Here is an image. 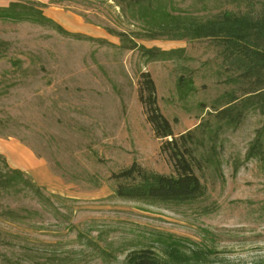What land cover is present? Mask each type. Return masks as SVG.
I'll return each instance as SVG.
<instances>
[{
	"label": "rangeland",
	"instance_id": "1",
	"mask_svg": "<svg viewBox=\"0 0 264 264\" xmlns=\"http://www.w3.org/2000/svg\"><path fill=\"white\" fill-rule=\"evenodd\" d=\"M135 1L0 0L35 2L54 22L0 19V264H125L141 248L165 256L157 238L167 235L204 249L209 264L264 260V163L246 159L263 116L215 117L246 87L218 39L174 37ZM143 3L167 21L264 9V0ZM141 72L173 134L197 128L187 144L205 186L197 200L115 195L112 175L132 163L175 174L138 100Z\"/></svg>",
	"mask_w": 264,
	"mask_h": 264
},
{
	"label": "trees",
	"instance_id": "2",
	"mask_svg": "<svg viewBox=\"0 0 264 264\" xmlns=\"http://www.w3.org/2000/svg\"><path fill=\"white\" fill-rule=\"evenodd\" d=\"M145 1L149 0L135 1L141 15L149 17L152 22L155 16L162 18L158 24L164 29L169 27L176 31L174 37L218 39L222 46V57L237 73L234 79L244 82L246 87L241 97L231 94L226 106L215 112V117L225 120L229 125H236L243 110H257L263 116V122L246 152V159H257L264 163V9L258 15L223 13L203 22L177 16H170L171 21H167L165 16L169 15L168 12L163 8H147L143 3ZM0 19L54 23L35 2H30L29 5L11 2L8 6H0ZM144 51L149 58L157 55L153 49ZM140 76L138 100L155 137L163 140L160 150L167 152L173 160L175 174L150 172L132 163L112 175L117 181L115 195L122 199L149 203L180 204L197 200L205 194V186L193 171L189 160L192 150L187 145L193 141L197 128L175 136L170 122L157 105L153 79L148 72H141ZM178 85L181 88L184 82H179ZM187 89H191V84L187 85ZM157 241L163 245L165 256H159L151 248H141L130 251L125 264H209L205 261L204 249L193 247L186 251L181 238L167 235L157 238ZM219 264H264V260Z\"/></svg>",
	"mask_w": 264,
	"mask_h": 264
}]
</instances>
